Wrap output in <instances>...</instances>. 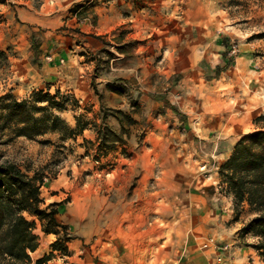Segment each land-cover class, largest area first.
Here are the masks:
<instances>
[{"label":"rangeland","instance_id":"1","mask_svg":"<svg viewBox=\"0 0 264 264\" xmlns=\"http://www.w3.org/2000/svg\"><path fill=\"white\" fill-rule=\"evenodd\" d=\"M17 6L19 4L15 0L0 2V96L10 93L18 100H33L35 106L47 108L48 103L40 101L35 95L38 93L55 95L59 91L63 96H67V99L60 98V95L56 97V100L64 103L65 108L62 110L48 108V113L58 117L70 128H75L77 121L81 126L74 136H68L62 125L57 123L55 131L33 139L12 135L0 139V163L14 162L28 175L33 173L41 175L43 184L40 187V198L44 202L42 207L50 204L47 200L56 203V208L59 209L55 215L56 220L64 225V227L47 225L49 231H43L42 224L45 221L41 222L35 216H28L30 220L35 221L34 234L38 236V246L30 254L29 264H37L36 261L41 259L43 261L40 264H102L101 258L107 259V264H117L121 259H118L117 255L121 254L124 255V259L120 261L126 264L158 263L161 258H159L160 252L171 246L169 241L179 234L174 227L169 229L165 240L162 239L161 232L155 230L156 234L151 238L148 237L150 239L146 238L147 242L140 239L135 243V247L133 243L130 251L128 248L118 246L116 248L114 242L116 237L113 232L109 231V236L106 238L101 235L103 214L109 215L112 224L117 218L112 217L109 211L103 212V209H97L96 201H100V206L102 194L97 193L95 188L104 186L103 180L106 178L108 181L113 180L118 174V171L110 172L114 169V165L117 162L122 165L124 160L130 159L134 151L130 147L122 148L120 144L115 143L111 148L100 146L97 129L108 126L112 131L120 133L121 137L125 135L127 139H135L138 145L141 144L144 136L147 141L153 140L152 133L150 131L146 133V118L142 110L137 112L139 119L134 121L127 111L115 112L116 110L107 108L105 104L102 105L103 98L98 92L99 83L93 64L105 65V58H111L114 54L110 50L111 41L114 40L91 35L93 39L103 44L93 53L81 49L85 39L76 35L73 43L78 49L73 43L70 45L77 50L78 55L83 56L81 61L76 58L77 62L73 65L71 62H58L53 64L50 70L44 69L42 51L38 49L41 35L31 27L21 28L20 20L14 13ZM217 7L225 12V26H220L226 30L231 27L239 29L242 32L240 38H247L254 44L252 58L244 65L240 63V59L234 61L237 51L231 52V58L224 61L223 66L211 68L209 64L201 65L200 73L192 81L181 78L183 75H180V79L185 81L170 84L166 102L169 104L168 99L177 101L174 106L178 112L176 113L178 133L173 131L172 135L182 137L192 146H183L178 155L179 161H173L169 174H182L183 178L191 174V180L194 182L190 187V193L202 195L203 198L199 200L203 204L207 196H214L210 202L216 207L232 209L230 221L233 219L235 209L222 192L223 186L218 170L230 156L233 146L242 135L264 129V0H217ZM115 49L122 51L117 46ZM83 63L86 65L80 66ZM75 67L76 72H73ZM194 70L198 69L194 68ZM221 70L223 74L217 78L219 80L211 81L210 79ZM203 72H206L205 75ZM134 102L136 101L131 99V103ZM208 104L213 108L208 107ZM96 105L99 110L97 117L99 122L93 123L92 128L98 140L95 146H91L81 141V134L87 129V125L82 128L83 124L92 121L89 113ZM43 113L38 112L36 116ZM108 117H113L119 122L120 131L107 124ZM135 124L139 125L138 129L131 128V125ZM44 140L48 142L42 143ZM170 149L172 148L167 144L161 146L163 160L170 158L168 155ZM108 155L109 157L106 158ZM85 156L92 164L79 169L83 165ZM105 166L110 173L107 176L99 174ZM91 170L95 174H91ZM57 174H62L53 185L57 191L50 194L49 186L52 185L49 181L57 179ZM53 194L56 196L51 198ZM239 210L240 214L235 224L238 228L236 232L245 246L253 247L260 239L251 234L242 235L240 229L254 215L246 206ZM201 211L203 215L204 209L202 208ZM79 216L86 219H77ZM199 221L200 219L196 220L197 223ZM204 225L205 228L196 230V237L191 233L187 234L188 244L199 242L201 247L203 237L208 235L221 241L218 231L205 235L210 226L206 221ZM103 238L106 239V243L103 242ZM54 242L65 247L66 252L62 249H54L52 247ZM72 253H76L75 256L72 257ZM133 253L137 256L135 260ZM78 257L81 259L78 260Z\"/></svg>","mask_w":264,"mask_h":264},{"label":"crops","instance_id":"2","mask_svg":"<svg viewBox=\"0 0 264 264\" xmlns=\"http://www.w3.org/2000/svg\"><path fill=\"white\" fill-rule=\"evenodd\" d=\"M15 1L19 6L14 13L20 20L21 28L31 27L41 35L38 49L42 51L44 69L50 70L58 62H71L73 65L77 62L76 58L81 61L83 56L77 54L75 48L78 49V46L73 43L76 35L85 39L81 49L93 53L103 44L91 35L102 39L112 38V57L105 58V65L93 64L99 83L98 92L103 98L102 105L105 104L115 112L127 111L134 121L139 119L137 112L142 110L146 118V133H152L153 140L147 141L144 136L140 145L135 139H127L125 135L121 142H114L122 148L130 147L134 152L122 165L119 162L114 165L110 172L118 171V174L113 180L108 181L106 178L103 180L104 186L95 188L97 193L102 194L100 206V201H96L97 209L109 211L112 217L117 218L112 224L109 215L103 214L101 235L106 238L109 231L113 232L116 248H128L130 251L133 243L135 247L140 239L147 242L156 234L155 230L161 232L162 239L165 240L169 229L174 227L179 234L169 241L171 246L160 252L159 258L163 259L160 258L155 264H220L216 262L219 255L217 252L202 249L199 242H187V234L191 233L196 237V230L205 228L203 223L206 221L210 227L205 235L218 231L222 241L219 242L230 246V251L221 264H263L257 251L245 246L241 237H238V228L235 226L237 221H229L232 209L216 207L210 202L214 197L210 195L204 199V204L200 203L202 195L189 191L194 182L191 174L185 178L182 174H169L173 161H179L180 150L184 145H190L182 137L172 135L173 131L178 130V112L174 106L177 101L168 99L169 104L166 102L170 84L185 81L180 79V75H183L181 78L192 81L200 73L201 65L209 64L211 68L223 66L224 61L231 58L233 46L237 51L234 61L240 59V63L246 65L252 58L254 44L247 38H240L242 32L239 29L231 27L226 30L220 26H225V12L217 7V0ZM72 43L75 45L74 49L70 45ZM122 45L126 49L116 51V46ZM85 65L83 63L80 66ZM73 72H76V67ZM222 72L219 71L210 80H219L217 78ZM109 85L118 86L117 91ZM131 99L136 102L131 103ZM208 107L213 108L210 104ZM98 113L96 105L89 113L92 121L81 134V141L87 145L95 146L98 140L92 128L93 123L99 122ZM107 124L116 131L121 130V125L113 117L107 118ZM138 126L131 125V128L138 129ZM163 144L172 148L168 154L170 158L166 161L162 159ZM108 157L109 155L106 158ZM87 162L85 156L79 169L91 166L92 163ZM104 168L99 174L109 175L108 167ZM91 174L95 172L91 170ZM61 176L62 174H57V179L49 181L52 185L49 186L50 194L57 191L53 185ZM55 196L53 194L51 198ZM227 200L233 206L230 196H227ZM77 219L86 218L79 216ZM197 219H200L198 223ZM104 238L103 242L106 243ZM80 252L83 253L81 250ZM75 254L72 253V257ZM117 258L122 260L124 255H117ZM101 259L102 264L108 263L107 259ZM120 260L117 264H126Z\"/></svg>","mask_w":264,"mask_h":264},{"label":"trees","instance_id":"3","mask_svg":"<svg viewBox=\"0 0 264 264\" xmlns=\"http://www.w3.org/2000/svg\"><path fill=\"white\" fill-rule=\"evenodd\" d=\"M3 2V0H0ZM125 48V45L119 49ZM112 88L113 86H110ZM117 91L118 86L113 87ZM67 99L57 91L55 95L38 93L35 97L45 101V107L35 106L34 101L18 100L10 93L0 96V139L4 136H23L33 139L45 133L55 131L57 123L62 125L68 136H74L81 126L76 122L75 128L68 127L58 117L48 113V108L62 110L65 105L56 97ZM38 112L43 114L36 116ZM87 123H84V128ZM100 146L113 147L115 141L121 142L120 133L108 126L99 127ZM47 140L42 143H47ZM223 193L230 196L237 220L240 210L247 207L251 217L240 229L242 235L251 234L259 238L253 248L258 252L264 264V129L242 135L233 146L230 156L218 170ZM43 177L37 173L28 175L16 163H0V264H29L31 253L38 246V236L34 234L35 221L28 216H35L43 223V231H49L47 225L64 227L55 215L59 211L56 203L45 207L40 198ZM54 249L66 248L54 242ZM43 259L36 261L40 264Z\"/></svg>","mask_w":264,"mask_h":264},{"label":"built area","instance_id":"4","mask_svg":"<svg viewBox=\"0 0 264 264\" xmlns=\"http://www.w3.org/2000/svg\"><path fill=\"white\" fill-rule=\"evenodd\" d=\"M236 47L233 46L231 52H235ZM201 248L210 249L214 253L217 252L219 255L216 257L217 263H223V258L229 253L230 246L227 243H221L212 235H208L201 242Z\"/></svg>","mask_w":264,"mask_h":264}]
</instances>
